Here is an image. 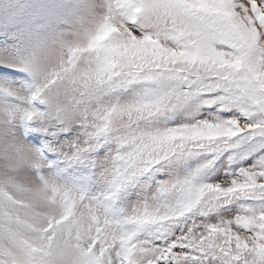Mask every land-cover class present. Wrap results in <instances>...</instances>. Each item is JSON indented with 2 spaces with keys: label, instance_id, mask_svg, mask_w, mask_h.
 <instances>
[{
  "label": "snow or ice",
  "instance_id": "snow-or-ice-1",
  "mask_svg": "<svg viewBox=\"0 0 264 264\" xmlns=\"http://www.w3.org/2000/svg\"><path fill=\"white\" fill-rule=\"evenodd\" d=\"M114 32L124 39L126 32L142 34L143 41L173 39L177 47L164 56L133 53L121 62L111 59L110 46L97 45ZM84 53L95 54L99 63L77 72L76 60ZM101 66L104 70L97 74ZM52 75L96 84L115 79L167 80L176 85L162 97L149 94L98 112L95 131L62 153L69 160L80 158L96 137L113 130L116 114L150 113L161 99L185 95L184 88L187 93L205 94L209 107L215 106V113L202 121L162 131H143L134 121L118 128L124 150L109 173L112 191L131 165L142 162L147 167L186 147L215 148L225 138L244 134L255 139L258 133L264 149V0H109L108 14L88 43L72 49ZM48 147L56 150L55 144ZM260 149L228 180L197 186L184 179L172 185L187 194L190 203L175 208L144 204L119 224L102 214L108 193L85 201L79 189L43 177L32 188L11 176L0 179V264H64L69 252L72 264H264V150ZM14 192H27L28 198L18 199ZM204 193L256 203L219 222L192 220L174 228L176 217ZM153 225L151 231H143Z\"/></svg>",
  "mask_w": 264,
  "mask_h": 264
},
{
  "label": "rangeland",
  "instance_id": "rangeland-1",
  "mask_svg": "<svg viewBox=\"0 0 264 264\" xmlns=\"http://www.w3.org/2000/svg\"><path fill=\"white\" fill-rule=\"evenodd\" d=\"M109 0H0V137L24 145L30 159L21 169L28 183L41 177L74 187L87 199L109 194L102 214L119 224L127 214L144 204L175 208L190 203L187 194L172 187L190 179L197 186L228 180L252 162L260 149V137L241 134L225 138L218 147H186L147 167L131 165L115 191L110 171L124 150L118 127L96 137L91 149L80 158L65 159L63 152L95 131L98 112L114 105L133 103L149 94L162 97L176 85L173 81H106L82 95L57 88V72L68 53L85 44L98 22L108 14ZM80 57L75 67H82ZM51 81V82H49ZM31 82L35 86L31 87ZM47 84L46 87H43ZM41 91L37 95V89ZM161 102L137 122L146 132L162 131L202 121L215 106L207 96L187 93ZM35 97V98H34ZM208 111V112H207ZM31 113V115H29ZM223 115V113H221ZM55 144L56 150L48 145ZM264 150V149H260ZM256 202L241 197L227 200L204 193L191 204L173 227L192 220L219 222ZM155 226L143 231L149 232Z\"/></svg>",
  "mask_w": 264,
  "mask_h": 264
},
{
  "label": "clouds",
  "instance_id": "clouds-1",
  "mask_svg": "<svg viewBox=\"0 0 264 264\" xmlns=\"http://www.w3.org/2000/svg\"><path fill=\"white\" fill-rule=\"evenodd\" d=\"M131 27V26H129ZM95 30V29H94ZM123 31V29H121ZM125 36L128 39L121 37L120 33L114 32L111 36L106 37L103 40L97 41V45L101 48L108 47V54L113 60H119L121 62L126 61L128 56L133 53H138L140 56L145 54H150L152 56L167 55L170 49L177 47V43L173 39L163 40L155 39L151 41H143L142 34L136 33V36H133L132 32H126ZM139 36L141 39H137ZM88 43V39L84 45ZM167 45V47H165ZM71 52L68 53L67 59L70 57ZM80 63L82 67H76L77 72L82 69H88L89 67L96 68L99 63V58L95 54H81L79 56ZM66 59V60H67ZM103 67L97 69V74L103 72ZM58 83L57 88L68 91L71 94L82 95L87 92L90 88L96 86L95 81L82 80L78 77H61L57 79ZM142 114L132 115V114H116L113 119L115 126L118 128H126L129 126V121H134L135 124L139 127L138 121L141 119ZM30 155L26 151L24 145L16 144L12 141L0 137V179L6 177H13L15 181L24 186L25 188H32L40 183V181H35L32 183L25 182L21 178V169L23 165L28 162ZM11 166V167H10ZM18 199L26 200L28 198V193H15ZM21 215L23 216V210H21ZM73 253L69 252L68 257L65 259L64 264H72L71 256Z\"/></svg>",
  "mask_w": 264,
  "mask_h": 264
},
{
  "label": "bare ground",
  "instance_id": "bare-ground-1",
  "mask_svg": "<svg viewBox=\"0 0 264 264\" xmlns=\"http://www.w3.org/2000/svg\"><path fill=\"white\" fill-rule=\"evenodd\" d=\"M208 112V111H207Z\"/></svg>",
  "mask_w": 264,
  "mask_h": 264
}]
</instances>
